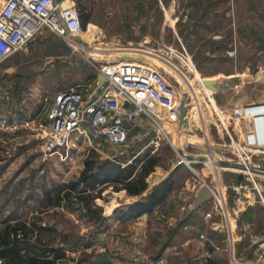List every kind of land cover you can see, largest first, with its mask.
Wrapping results in <instances>:
<instances>
[{
  "label": "rangeland",
  "instance_id": "rangeland-1",
  "mask_svg": "<svg viewBox=\"0 0 264 264\" xmlns=\"http://www.w3.org/2000/svg\"><path fill=\"white\" fill-rule=\"evenodd\" d=\"M76 6L82 16L89 15L82 28L85 44L94 48V60L42 29L0 63V230L16 221L41 227L21 243L63 248L66 259L59 264H94L104 253L113 260L103 264H227L223 251L206 258L211 248L199 237L203 233L224 246L223 237L204 224L203 214L214 205L212 200L185 218L195 190L205 182L210 188H223L235 255L253 258L240 227L248 224L251 233L263 234L264 207L251 193L244 210L229 188L230 182L242 178L239 171L221 168L216 178L206 161L209 153L223 161L231 158L228 148L220 145L228 143V136L218 118L226 117L234 104L264 100V0H78ZM175 49L192 59V73L183 69L190 78L191 98L185 99L188 122L182 128L165 127L170 141L143 116L124 145L89 135L67 157H44L37 134L57 91H91L96 80L91 75L98 73L93 63L104 67L116 60H139L160 71L182 98L185 78L172 61ZM226 123L233 134L232 122ZM206 131L209 142L195 140L203 139ZM146 149L160 158L147 178L148 189L181 163L169 202L151 213L141 218L120 216L118 211L139 197L114 183L103 186L93 202L106 217L104 224L75 201H63L61 207L43 205L44 190L76 180L91 151L102 159L124 162ZM185 202L188 205L181 210ZM222 219L217 214L207 221Z\"/></svg>",
  "mask_w": 264,
  "mask_h": 264
},
{
  "label": "built area",
  "instance_id": "built-area-1",
  "mask_svg": "<svg viewBox=\"0 0 264 264\" xmlns=\"http://www.w3.org/2000/svg\"><path fill=\"white\" fill-rule=\"evenodd\" d=\"M77 1L0 0V63L25 47L42 29L61 38L74 51L84 52L94 60V48L85 44V40H77L84 33ZM89 51L93 54L89 55ZM172 58L183 69L185 67L192 73L189 69L192 59L187 52L176 50ZM92 65L98 73L91 91L73 88L59 90L45 110V121L37 134L44 157H67L78 141L89 138V135L113 145H124L143 116L168 140L166 123L180 128L188 122L189 111L185 109V100L184 113L181 115L179 106L183 97L178 95L175 85L157 69L139 60L132 63L116 60L114 64L104 67H97L94 63ZM193 67L195 68L194 64ZM100 75L104 76L105 81L95 90ZM187 97L191 98L188 94ZM218 120L228 136V143L220 144L231 153V158L226 161L242 166V171H239L242 178L238 182L229 183L232 194L239 199L238 204L243 209L250 205L251 193L260 199L264 207V176L252 171H264L254 166H264V100L234 104L228 115ZM226 121L232 122L234 135L228 129ZM202 137L209 142L208 131L203 132ZM158 144L159 141H155L154 147ZM202 185L207 188L214 203L210 210L204 211V224H208L212 232L220 234L224 243L220 247L209 236L201 233L200 239L211 248L207 249L206 258L212 253L223 251L226 252L227 264H264V233H251L250 226L242 224L241 236L248 242V247L253 249V258L236 256L223 188L220 191L217 186L210 188L205 182ZM187 205L185 202L181 210H185ZM217 214L223 218L221 223L207 221Z\"/></svg>",
  "mask_w": 264,
  "mask_h": 264
},
{
  "label": "trees",
  "instance_id": "trees-1",
  "mask_svg": "<svg viewBox=\"0 0 264 264\" xmlns=\"http://www.w3.org/2000/svg\"><path fill=\"white\" fill-rule=\"evenodd\" d=\"M80 12V11H79ZM88 14L80 12L81 24L84 27ZM91 77L95 80L96 75ZM160 165L157 152L151 153V149L144 150L141 154L133 155L129 161L121 159H102L91 151L83 161V168L76 180L63 182L50 191L44 190L43 205L45 207H61L63 201H75L85 208L89 216L105 223L101 215V209L94 206V199L106 184L114 183L120 186L128 195L139 199L120 209L118 213L125 218H137L143 214L151 213L155 207L162 204L171 194L175 181L174 174L181 163L177 164L169 174L160 182L148 189V176ZM214 173V172H213ZM188 216H185L187 218ZM41 227L26 226L22 221H16L12 225H5L0 230V264H59L66 259L63 248L35 247L28 241ZM37 241L39 237H37ZM89 247V245L85 246Z\"/></svg>",
  "mask_w": 264,
  "mask_h": 264
},
{
  "label": "water",
  "instance_id": "water-1",
  "mask_svg": "<svg viewBox=\"0 0 264 264\" xmlns=\"http://www.w3.org/2000/svg\"><path fill=\"white\" fill-rule=\"evenodd\" d=\"M79 41V39H77ZM176 63L180 64L176 59H174ZM105 81V78L103 75H100L98 77V80H97V84L95 86V90H98L101 85L104 83ZM187 97V94L184 93L183 95V99L180 103V106H179V111H180V114L183 115L184 113V106H183V101L185 100V98ZM177 149L181 151V147L179 144L176 145ZM185 159V158H184ZM183 159V160H184ZM185 161V160H184ZM186 162V161H185ZM187 163V162H186ZM255 167H258V168H261V169H264V166L263 165H258V164H254ZM208 199H210V193L209 191L207 190L206 187H204L203 185H201L197 191V193L195 194L194 196V199H193V202H192V205L191 207L187 210L186 212V215L185 216H188L190 213H192L193 211L197 210V208L199 207L200 204L204 203L205 201H207ZM111 262V258L109 257L108 254H102L100 255L94 262V264H103V263H109Z\"/></svg>",
  "mask_w": 264,
  "mask_h": 264
},
{
  "label": "bare ground",
  "instance_id": "bare-ground-1",
  "mask_svg": "<svg viewBox=\"0 0 264 264\" xmlns=\"http://www.w3.org/2000/svg\"><path fill=\"white\" fill-rule=\"evenodd\" d=\"M84 40V33L81 35V37L79 38V41L80 42H82ZM79 42V44L81 45V43ZM143 53H146L147 51L145 50V51H142ZM89 55L90 54H93L91 51H89V52H87ZM160 54H162V53H160ZM163 55H165V56H167V57H171V55L169 54V53H166V54H163ZM172 61L175 63V65L177 66V67H179V69H181V71L183 72V74H184V78H185V86H186V90H185V93L186 94H188V83H189V77L187 76V74H186V72H185V70H183V68L181 67V65L180 64H178V63H176L175 62V60L172 58ZM137 62V61H136ZM237 85V84H236ZM225 86V85H224ZM226 90V89H225ZM168 124L169 123H166L165 124V126H166V128H167V126H168ZM180 128H182V126L180 127ZM191 135V134H190ZM192 137H193V135H192ZM195 140L196 141H199V142H201V140H199V139H196L195 138ZM188 161V160H187ZM209 164H211V167H212V169L213 170H216L217 168H219V167H222V168H226V169H230V170H236V171H242V166L240 165V164H236V165H233V163H225V164H220V163H217V162H210ZM253 172H255V173H257V174H259V175H262V176H264V171L263 170H258V169H253L252 170ZM229 222H230V226L232 227V222L229 220Z\"/></svg>",
  "mask_w": 264,
  "mask_h": 264
},
{
  "label": "crops",
  "instance_id": "crops-1",
  "mask_svg": "<svg viewBox=\"0 0 264 264\" xmlns=\"http://www.w3.org/2000/svg\"><path fill=\"white\" fill-rule=\"evenodd\" d=\"M263 75H264V72H263ZM263 75H260L259 77H261V76H263ZM231 77V76H230ZM229 77V78H230ZM262 78V77H261ZM257 79H259V78H257ZM259 81V80H258ZM262 84H264V82H261ZM241 103H243V102H241ZM239 104V103H238ZM218 113H220V112H218ZM220 116H221V114H220ZM223 116V115H222ZM220 117L221 119H223L224 118V116L223 117ZM193 138H195V137H193ZM201 139V141H206V139H202V138H200ZM207 163H210V162H217V163H220V164H225V163H233V162H228V161H223V160H220V159H218L214 154H212V153H209L208 154V157H207V161H206ZM236 164H238V163H233V165H236ZM210 166L208 165V168H209ZM222 167H219V168H217L216 170H212V172H214V175L216 176V178L218 177L219 178V169H221ZM210 169V168H209ZM234 170V169H233ZM164 176V175H163ZM163 176L161 177V178H163ZM160 178V179H161ZM219 180V179H218ZM159 181V180H158ZM158 182H155V184H157ZM172 195V193L168 196V198L161 204V205H159L160 207L161 206H163V205H165L167 202H169V198H170V196ZM158 206V207H159ZM157 207V208H158ZM245 209H246V207H245ZM244 209V210H245ZM145 215V214H144ZM144 215H141L139 218H141L142 216H144ZM228 218H229V220L230 221H232V219H231V217L230 216H228ZM206 243H204V245H205ZM207 251V250H206ZM205 250H204V253H203V258H205V252H206ZM112 259V258H111ZM113 260V259H112Z\"/></svg>",
  "mask_w": 264,
  "mask_h": 264
}]
</instances>
